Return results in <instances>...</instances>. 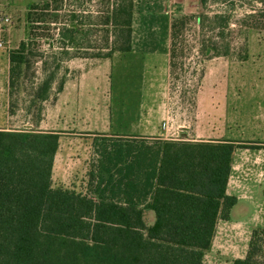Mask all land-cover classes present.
Here are the masks:
<instances>
[{"label": "trees", "instance_id": "trees-1", "mask_svg": "<svg viewBox=\"0 0 264 264\" xmlns=\"http://www.w3.org/2000/svg\"><path fill=\"white\" fill-rule=\"evenodd\" d=\"M61 1L47 0L36 22L58 24ZM208 2L200 0L203 7ZM258 2L262 7L247 13L242 23L264 31V0ZM125 3L104 22L120 27L117 41L96 58L132 50L134 0ZM36 10L38 5L29 6L27 39L9 54L10 89L30 68ZM205 14L197 17V24L204 28L209 22L224 39L230 13L212 18ZM77 18L72 12L63 30L64 56L70 54L69 48L81 49ZM189 20L187 16L172 20V70L180 28ZM223 46L220 51L214 38L203 39L201 53L229 57L230 44ZM53 80L51 75L37 86L36 101L49 97ZM60 139L53 132L0 130V264H209L205 256L218 223L229 221L238 203L228 194L233 155L238 148L254 147L230 142L117 141L98 151V177L91 173L87 186L76 189L53 184ZM263 252L264 229H257L245 258L231 264H264Z\"/></svg>", "mask_w": 264, "mask_h": 264}, {"label": "rangeland", "instance_id": "rangeland-1", "mask_svg": "<svg viewBox=\"0 0 264 264\" xmlns=\"http://www.w3.org/2000/svg\"><path fill=\"white\" fill-rule=\"evenodd\" d=\"M46 1L0 0V42L3 43L0 53L2 55L14 50L21 41L27 39L29 6L35 4L39 7V10L34 12L35 26L31 35L29 52L30 68L21 75L14 89L8 90L5 87L1 90L4 96L0 94V129L22 126L27 120L31 123L36 121L42 109L41 104L34 97L37 86L53 75L52 84L56 93L69 72L68 63L71 60L93 59L98 53H108L110 47L117 41L121 29L111 23L105 25L104 22L107 17H112L116 9L127 0H62L58 12L59 23L52 25L36 22L39 15H43L41 8ZM146 2L147 0H134V13L140 12ZM260 7L262 6L258 0H209L206 7L201 5L200 0L166 1L165 10L171 20L181 16L190 18L188 23L180 28L174 48L175 59L171 79L172 104L168 110L169 116L167 120L165 119L170 125L178 123L194 127L197 119L200 118L201 109V112L208 115L205 125L214 127L218 135V132L225 127L224 110L228 107L237 114L238 126H241L239 129L233 127L230 133L237 134L241 140H251L253 133L248 116L258 103H264L262 94L264 91V31L248 29L243 25L242 20L247 13ZM226 11L231 15V25L225 30L224 39L218 36L219 30L211 27L209 22L204 28L197 24V17L203 13L212 18L215 14ZM72 12L78 15L77 20L81 27L79 47L82 50L69 48L70 54L64 56L62 53L66 48H63L62 33L68 27L67 22ZM141 15L144 17V14ZM148 16L150 19H147L146 24L151 25V31L146 38L154 41L155 48L158 43L166 42L167 30L163 20L157 14L150 13ZM210 38H214L219 43L220 51H224L223 45L229 43L230 56L225 58L211 56L213 57L211 58L203 55L202 40ZM58 64L60 65L57 69ZM3 69L4 66L0 65L1 75ZM135 72H132L133 75L130 78L124 79L119 78V75L114 72V106L119 107L116 94L120 93V90L126 93V95L123 93L124 97L136 98L134 94L130 95V92H136L137 88L129 85L121 86L122 80L125 82L132 80L133 85L140 84L141 76L138 71ZM6 80L7 78L5 83H7ZM231 106L236 109L234 110ZM136 114L137 112L131 107L126 115H121L119 131L122 128L123 132H133L138 123ZM116 115L119 118L118 112H115ZM68 133L62 136V148L53 178L55 187L70 188L75 185V188L79 189L81 185L87 186L86 183L90 180V169L99 159L97 146L103 150L117 141L127 140L95 136L92 138L93 142L86 145L80 135ZM146 142H152L147 143L152 145L156 141ZM63 171H66L68 175H64ZM260 197H263L262 192ZM248 211L249 213L246 210L243 214L245 221H233L229 224L220 222L219 233H216L217 241L220 243L217 245L221 246V248L216 246L219 250L220 261L218 262L225 261L231 264L235 257L244 256L245 258L253 232L264 229V219L260 218L261 222L249 220L251 205L248 206ZM149 220V224H152V220L150 218ZM220 250L225 251V254H222ZM210 261L214 262L212 259H206L207 263Z\"/></svg>", "mask_w": 264, "mask_h": 264}, {"label": "crops", "instance_id": "crops-1", "mask_svg": "<svg viewBox=\"0 0 264 264\" xmlns=\"http://www.w3.org/2000/svg\"><path fill=\"white\" fill-rule=\"evenodd\" d=\"M166 1L147 0L144 8L140 12L134 13L132 50L130 52H115L109 58L71 60L68 63L69 72L63 80L62 89L54 93L55 89L52 85L49 97L44 101H38L42 109L41 115L36 121L31 123L27 120L22 126H13L10 129L0 130L26 132L36 130L61 135L60 146L53 167V178L62 148V136L69 134L68 132L80 135L86 145L93 142L92 138L95 136H101L105 139L108 137L135 139L143 142H230L237 145H249L254 148H238L233 155L228 194L235 196L238 199V203L232 209L229 221H219L216 233H219L220 222L229 224L233 221H245L243 214H245L246 210L249 213V205L252 206L249 220L261 222L260 218L264 219V103H258L248 116L253 133L251 140H241L237 134L230 133L233 127L239 129L241 126H238L239 118L237 114L232 109H228V107L224 110L223 120L225 127L218 132V135H216L217 131L214 127L205 125L208 115L201 112V109L200 118L197 119L194 127L178 123L170 125L165 121L169 116L168 110L172 104L173 96L171 89L173 74L171 66L172 20L165 10ZM150 13L161 17L167 30L166 42L164 44L158 43L155 48L154 41L148 40V37L146 38L151 31V25L146 24L147 19H150V16H148ZM141 14H144V17ZM146 14L148 15L146 16ZM10 52L5 55L0 53V65L4 66L2 75L0 74L3 81V83L2 81L0 82V94L5 87L10 90ZM133 71H136L135 73L138 71L141 76V83L133 85L134 81L132 80L128 82L122 80L121 86L127 87L129 85L137 88L136 92H130V95L134 94L136 98L124 97L126 93L120 90V93L116 94L119 107L114 106V72L119 75V78L124 79L130 78L133 75ZM6 78L7 83H5ZM262 94L264 95V91ZM2 96H4V93ZM131 107L137 112V126L134 127L135 130L133 132H123L122 128L119 131L120 122L122 121L121 115H126ZM21 111L23 110L21 109ZM115 112H118L119 118L117 115L115 116ZM105 139L104 141H106ZM97 149L98 151L100 150L98 146ZM98 156L99 159L95 162L96 165L90 169V173H94L95 176L98 175L101 161V155L99 154ZM62 173L68 175L66 171ZM61 181L63 180L61 179ZM74 187L75 185L70 188ZM261 192L263 197H260ZM217 240L218 237L215 235L213 245L207 252L205 260L208 258L214 261L208 262L209 264H228L225 261L218 262L220 258H218L219 250L217 248H221V246L217 245L220 244ZM220 251L225 254V251ZM243 257H235V259Z\"/></svg>", "mask_w": 264, "mask_h": 264}, {"label": "built area", "instance_id": "built-area-1", "mask_svg": "<svg viewBox=\"0 0 264 264\" xmlns=\"http://www.w3.org/2000/svg\"><path fill=\"white\" fill-rule=\"evenodd\" d=\"M2 49H3V43L0 42V50H2Z\"/></svg>", "mask_w": 264, "mask_h": 264}]
</instances>
